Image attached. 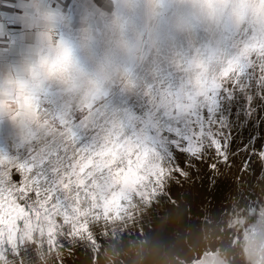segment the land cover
Returning a JSON list of instances; mask_svg holds the SVG:
<instances>
[{
    "label": "rangeland",
    "instance_id": "1",
    "mask_svg": "<svg viewBox=\"0 0 264 264\" xmlns=\"http://www.w3.org/2000/svg\"><path fill=\"white\" fill-rule=\"evenodd\" d=\"M195 3L194 0H104L101 10L107 13L99 12L91 19L84 15L79 20L65 18L60 21L50 39L55 43L41 57L49 63L41 67L39 61L37 75L32 81L39 109L37 117L18 127L6 126L0 137V159L27 162L36 156H59L67 165L71 158L67 140L57 137L43 143L47 135L42 133L46 126L42 121L44 111L71 130L75 141L72 147L77 149L96 150L115 125L125 139L132 140L134 146L148 155L150 161H162L166 171L178 166L189 179H177L174 174L175 182L165 181V186L153 188L146 177L135 173L127 178L114 176L105 191L117 184L120 187L108 198L106 208L112 214H105L98 230L93 229L91 234L82 230L71 239L58 238L47 225L26 222L19 230L0 234V264H58L61 260H66V264H100L116 254L125 240L128 247L137 246L139 240L141 244L150 243L151 235L161 226L167 233L163 239L166 244L161 249V256L165 258V253L175 249L178 242L189 241V235H199L196 231H201L200 236H208L211 240L227 238L231 246L242 249L246 255H255L260 264H264V161L259 157L264 150V98L256 87L264 71V2L220 0L217 7L212 0H203L202 5ZM179 10L186 12L190 25L201 27L208 34L217 29L220 35L174 53L163 67L153 65L149 72L154 78L143 81L144 85L142 80L134 82L133 74L142 66V50L151 41L147 27L149 16H156L163 23L158 21L159 27L169 28L170 19ZM204 18L210 20V29L202 26ZM181 26V22L174 25L177 30ZM62 40L71 44L72 59L77 58V62L88 52L94 54L109 80V70L121 65L116 53L124 41L131 42V61L126 74L118 76L114 87L90 104H77L75 97L79 91L76 86L66 87L69 76L58 74L66 63L55 67L51 64L61 55ZM188 41L194 40L188 38ZM229 62L235 73L231 78L240 76V86L219 113L214 97L207 109L201 103H191L181 110L154 104L156 96L149 97L143 91L146 84H155L158 93L161 86L164 92H179L187 85L189 75L194 86L203 82L211 88L223 78ZM127 87L134 88V96L126 94ZM110 99L115 102L114 107L110 106ZM113 108L120 114L119 118L109 116ZM92 114L96 116L91 118ZM210 137L218 141L219 152L210 146ZM257 189L260 191L256 193ZM241 191L253 197L247 195L251 200L243 203L239 210L235 208L233 218L223 220L226 210L218 207L223 200ZM121 200L127 203L121 205ZM239 233L242 241L237 243ZM60 239H64L63 249ZM68 245L72 246L71 253ZM215 255L222 258L224 252ZM200 257L195 254L193 260ZM175 261H181L179 256Z\"/></svg>",
    "mask_w": 264,
    "mask_h": 264
},
{
    "label": "snow or ice",
    "instance_id": "2",
    "mask_svg": "<svg viewBox=\"0 0 264 264\" xmlns=\"http://www.w3.org/2000/svg\"><path fill=\"white\" fill-rule=\"evenodd\" d=\"M153 51L154 56L150 55V60L158 62L167 57L169 41L166 35L160 33L155 37ZM72 58L71 44L62 40L61 55L51 61L52 67L60 63L69 64ZM48 63L47 59H42L40 66L44 67ZM37 71L33 70L34 76L37 75ZM234 75L229 62L223 78L211 88L203 82H197L194 86L189 75L187 85L179 92H164L161 86V92L158 93L155 84L151 86L146 84L143 91L149 97L156 96L154 104L159 103L165 108L181 110L184 105L191 103H201L207 109L214 97L219 113L239 89L240 76L232 79ZM258 81L256 87L260 89L261 97L264 98V71L260 73ZM25 87L26 85L21 84V91ZM42 121L46 122L42 133L47 134L43 143L51 142L57 137L61 141L67 140L71 148L70 161L65 165L59 156L47 158L36 156L27 162L0 159V234L19 230L26 222L47 225L58 238L71 239L75 233L82 230L91 234L93 229H99L106 213L112 214L107 212L106 204L120 185L117 184L110 191L105 189L114 176L117 179L127 178L135 173L137 176L146 177L153 188L165 186V181L175 182L174 174L177 179H189L178 166L166 171L162 161H150L148 155L134 146L132 140L125 139L115 125L104 142L96 150L89 151L72 147L75 141L71 130L66 125L56 122L46 111ZM48 128H52V131H48ZM209 144L216 151H220L215 137L209 138ZM259 157L264 161V150L260 152ZM157 168L158 171L155 170ZM126 203L127 201L121 200V205ZM62 241L64 239H60L59 242L63 249L65 244ZM71 248L72 246L68 245L70 253ZM58 264H66V260H61Z\"/></svg>",
    "mask_w": 264,
    "mask_h": 264
},
{
    "label": "bare ground",
    "instance_id": "3",
    "mask_svg": "<svg viewBox=\"0 0 264 264\" xmlns=\"http://www.w3.org/2000/svg\"><path fill=\"white\" fill-rule=\"evenodd\" d=\"M194 1L197 4H201V5L204 4L203 0H194ZM219 1L220 0H212V3H213V5H215L217 7L220 4ZM153 10H155V9H153ZM178 12L179 13L175 14L170 19V21H171L170 24L171 25L169 24L170 25L169 28H165L162 25L159 27L158 26V21H160V20H157L156 16H154V17H150L149 16L148 26L147 27H148V30H149V33H150L151 41H150V45H146L143 48V50H142V66L137 72H135V74H133L134 77H135L134 78L135 79L134 82L135 81H141V80H142L141 83H143V81H145V82L151 81L154 78V74L150 73L149 69L153 65L154 66L157 65L158 67H163L165 64H167L170 61V59H172L174 57V53H176L178 51L182 52V51H184L186 49H190V47H191V45L193 43H195V44H203L209 38H211L213 40L214 38L216 39L218 35H220L219 34L220 31H218L217 29H213V31L211 33L209 32L210 34H208L206 32V30L202 29L201 27L197 28L195 25L194 26L190 25V23H189V19L190 18L188 17L186 12L184 10H179ZM153 15H154V13H153ZM177 22H181V24H182V26L180 27L179 30H177V28L174 27V25H176ZM202 22H203L202 26H204L205 29H210L211 22H210L209 19L204 18L202 20ZM160 23H161V21H160ZM161 24H163V23H161ZM160 33H163L164 35H166L168 37L169 53H168L167 57H165V58L161 59L160 61L156 62V61L150 60L149 56L150 55L154 56V51L153 50L155 48V37L158 34H160ZM188 38H191L194 41H188ZM121 42H122V40H121ZM130 47H131V42H129V41H126V42L124 41V43H122L121 49L116 53V57L118 58L119 61H121V65L117 64L115 69L109 70L108 75H110V80L108 79V77L106 78L107 72L104 71V73H103L102 68L99 66V63L97 62L96 58L94 57V54H92L91 52H88L83 57H80L79 58L80 62L76 61L77 58L76 59H72L71 63L65 64L62 67L61 71L59 70L60 71V72H58L59 75H67L70 78V79H68V81H67L65 86L69 88L70 86L75 85L77 90L79 91L78 96L75 97V99L77 100V104L84 103V102L87 103V104H90L91 101L94 98L98 97L101 93H107L110 89H112L114 87L115 79L118 76H122V75L126 74L128 63H130V61H131ZM106 53H105V56H106ZM157 66H155V67H157ZM151 72H153V69L151 70ZM143 85H144V83H143ZM133 92H134V88H128V87L126 88V94L130 95ZM136 97H137V95H136ZM58 100H60V99H58ZM108 102L110 103V106H113L114 103H115L112 99H110ZM110 106H108V107H110ZM109 113H110L109 114L110 117H115V118H119L120 117V114L114 108H113V110H110ZM89 116H91V118H94L96 115L94 116V114H92V115H89ZM3 159L6 160V161L9 160V159H6V158H3ZM258 191H260V189H257L256 193ZM241 192H243V191H241ZM241 192L234 193L233 196H235V197L230 196L232 198H229V197L226 198V200H223L224 201L223 203H221L220 200H219L221 205L219 204L220 206L218 208H225V210H226L225 211V215L223 217V220L224 219L228 220V219L233 218L234 217L233 210L235 208L239 210V207L243 206L242 205L243 203H246L247 200L248 201L251 200L249 197L248 198L246 197L247 195H250V197H251L252 195L250 193L247 194L244 191L243 192L244 195H243ZM220 210L222 211V209H220ZM214 212L217 213V211H214ZM221 213H220V215H221ZM216 216L218 217L217 214H216ZM179 218H181V216ZM212 219H214V218H212ZM225 222L226 221H224V223ZM198 223H200V222H198ZM198 223H197V225H198ZM252 223H249L248 226H251L250 224H252ZM187 224H189V223H187ZM202 225L203 224H201V226ZM180 226H182V225H180ZM194 226H195V224H194ZM163 227L161 226V227H159V229L155 228L157 231H155L151 235V242L150 243L148 242V243L141 244L142 242H140V240H139V244L137 246L128 247V245H125L126 244V240H125V242L123 241V244L120 246V248L116 252V254H113L112 252H110V253L113 254L112 256L110 255V258L104 260L105 262H103V261L99 262V260L101 258H98L99 259V260L97 259L98 262L100 264H188L189 262H195L196 264H260L261 263L259 258L255 257V255L254 256L246 255L245 252L242 249H239V248L236 249L233 246H231V244L229 243L227 238L221 237V239L219 241L218 240H213V239L211 240V239L208 238V236H204V235L200 236L201 231H196V232L199 233V235H189L190 236L189 241H185V239L180 238L182 236L181 235L179 238L182 239V240L177 243L175 249L170 250V251H168L166 253L164 252L165 254H167V256H166L167 258H165L164 256H161V254L163 253V252L161 253V249L163 248V244H166V242L164 243V240H165V235H167L166 231H163V229H161ZM165 228H167V227H165ZM168 228H169V226H168ZM191 229L192 228H190V230ZM152 230H153V228H152ZM178 230H180V228ZM170 234H172V233H170ZM174 234H176V233H174ZM119 236L117 238H119ZM183 236H184V234H183ZM240 236H242L241 233L238 234L237 243L242 241V238ZM140 238H142V236ZM167 239L169 240L168 237H167ZM116 240L118 241V239H116ZM133 240L135 241V239H133ZM170 240H172V239H170ZM111 241H112V239H111ZM103 243L104 242H102V244ZM109 244L110 243L108 242L107 246ZM100 245H101V243H100ZM110 246H108V247H110ZM105 247H106V245H105ZM105 247H103V248L105 249ZM108 251H109V249H108ZM220 251L224 252V255L222 256V258H220V257L215 255L216 252H220ZM85 254H87V253H85ZM195 254L196 255H200L201 257L200 258H195L193 260V258L195 257ZM78 255H80V254H78ZM99 256L101 257L102 255H99ZM107 256H109V255H107ZM176 256H179V258L181 259L180 262L175 261ZM79 257H82V256H79ZM79 257H77V258H79ZM104 257H105V255H104ZM247 257L249 259H247ZM102 258H103V256H102ZM68 259H70V258H68ZM75 262H79V261H75ZM92 262H94V261H92ZM71 263H73V262H71ZM74 264H76V263H74ZM93 264H95V263H93Z\"/></svg>",
    "mask_w": 264,
    "mask_h": 264
},
{
    "label": "crops",
    "instance_id": "4",
    "mask_svg": "<svg viewBox=\"0 0 264 264\" xmlns=\"http://www.w3.org/2000/svg\"><path fill=\"white\" fill-rule=\"evenodd\" d=\"M104 0H0V137L6 126L18 127L37 117L33 70L59 22L91 19ZM106 1V0H105ZM26 85L21 91L20 85Z\"/></svg>",
    "mask_w": 264,
    "mask_h": 264
}]
</instances>
